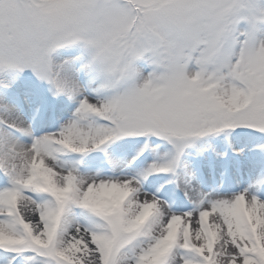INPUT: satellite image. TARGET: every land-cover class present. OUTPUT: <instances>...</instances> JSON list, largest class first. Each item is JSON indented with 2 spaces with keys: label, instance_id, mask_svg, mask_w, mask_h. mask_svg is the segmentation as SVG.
<instances>
[{
  "label": "snow or ice",
  "instance_id": "snow-or-ice-1",
  "mask_svg": "<svg viewBox=\"0 0 264 264\" xmlns=\"http://www.w3.org/2000/svg\"><path fill=\"white\" fill-rule=\"evenodd\" d=\"M0 264H264V0H0Z\"/></svg>",
  "mask_w": 264,
  "mask_h": 264
}]
</instances>
